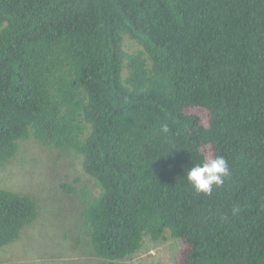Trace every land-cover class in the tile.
I'll return each mask as SVG.
<instances>
[{"label":"trees","instance_id":"16d2710c","mask_svg":"<svg viewBox=\"0 0 264 264\" xmlns=\"http://www.w3.org/2000/svg\"><path fill=\"white\" fill-rule=\"evenodd\" d=\"M28 140L82 157L95 190L64 187L103 264L166 235L175 264H264V0H0V168ZM38 214L0 188V249Z\"/></svg>","mask_w":264,"mask_h":264},{"label":"rangeland","instance_id":"374dc122","mask_svg":"<svg viewBox=\"0 0 264 264\" xmlns=\"http://www.w3.org/2000/svg\"><path fill=\"white\" fill-rule=\"evenodd\" d=\"M64 185L95 190L83 173L80 155L36 140L20 143L13 161L0 168V188L30 195L39 214L17 243L0 249V264H103L88 245L80 194L68 192ZM180 246L168 235L157 241L146 238L125 262L175 264Z\"/></svg>","mask_w":264,"mask_h":264},{"label":"clouds","instance_id":"9594fccd","mask_svg":"<svg viewBox=\"0 0 264 264\" xmlns=\"http://www.w3.org/2000/svg\"><path fill=\"white\" fill-rule=\"evenodd\" d=\"M170 125L164 121L160 124L159 133L167 135ZM230 168L223 156H215L207 162L187 170L186 180L197 194L210 195L214 189L221 188L230 176Z\"/></svg>","mask_w":264,"mask_h":264}]
</instances>
